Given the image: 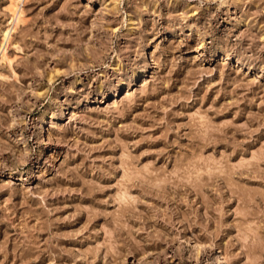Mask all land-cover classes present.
Masks as SVG:
<instances>
[{
	"label": "rangeland",
	"instance_id": "rangeland-1",
	"mask_svg": "<svg viewBox=\"0 0 264 264\" xmlns=\"http://www.w3.org/2000/svg\"><path fill=\"white\" fill-rule=\"evenodd\" d=\"M0 264H264V0H0Z\"/></svg>",
	"mask_w": 264,
	"mask_h": 264
},
{
	"label": "bare ground",
	"instance_id": "bare-ground-1",
	"mask_svg": "<svg viewBox=\"0 0 264 264\" xmlns=\"http://www.w3.org/2000/svg\"><path fill=\"white\" fill-rule=\"evenodd\" d=\"M20 6H19L18 2H12V7L10 9V12L12 13V19H11L10 24H9V25H11V27L8 30H5L3 32V36H4L3 40L6 43L10 39L11 33H13L17 29V27L23 22V10L21 8L22 6L21 7ZM2 50H3V48H2ZM2 56L4 57L5 54L3 53ZM6 58H5V60H6Z\"/></svg>",
	"mask_w": 264,
	"mask_h": 264
}]
</instances>
